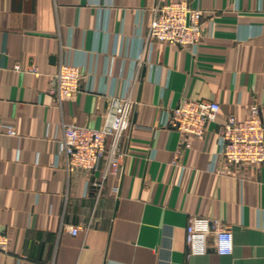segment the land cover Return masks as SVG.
<instances>
[{"label":"crops","instance_id":"obj_1","mask_svg":"<svg viewBox=\"0 0 264 264\" xmlns=\"http://www.w3.org/2000/svg\"><path fill=\"white\" fill-rule=\"evenodd\" d=\"M188 1L213 34L193 48L145 49L157 0H0V119L20 135L0 139V264H264V163L225 172L218 155L229 115H264V0ZM62 61L83 76L58 107L49 89ZM137 73L120 172L101 181L69 169L52 141L61 123L101 127L104 96L126 92ZM183 98L221 106L190 148L163 125ZM196 216L231 228V255H188Z\"/></svg>","mask_w":264,"mask_h":264},{"label":"built area","instance_id":"obj_2","mask_svg":"<svg viewBox=\"0 0 264 264\" xmlns=\"http://www.w3.org/2000/svg\"><path fill=\"white\" fill-rule=\"evenodd\" d=\"M151 19L142 40L145 49L154 45L168 44L186 48L199 45L206 36L214 32V25L204 24L205 11L200 3L193 5L188 0H162L150 8ZM16 70H23L20 65ZM27 71L35 75L40 72L31 65ZM82 68L72 62L62 61L58 71L51 76L49 95L55 105L74 97L81 91ZM139 75L131 79L126 92L120 95L104 96L108 102L101 127L92 128L76 123H61L62 136L52 137L57 155L63 156L69 169L84 170L94 174L100 172L101 181L109 175H116L128 155L121 142L131 127L134 109L137 105L134 96ZM221 106L217 102L202 99L183 98L178 105L169 108V126L179 132L185 147L205 136L209 122L216 120ZM168 110V109H167ZM3 136L19 137L17 129L0 119V139ZM219 158L222 171H234L242 165L259 166L264 163V115L260 107L250 109L244 119L229 115L218 133ZM176 163V162H175ZM104 168L101 170L102 165ZM101 182L94 183L97 187ZM80 227H72L70 233L77 235ZM187 252L189 256L205 255L212 246L219 255H231L234 250V237L230 227L219 220L208 217H193L186 227ZM9 239L0 232V253L7 251Z\"/></svg>","mask_w":264,"mask_h":264}]
</instances>
